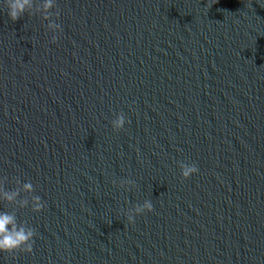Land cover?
<instances>
[{"label": "water", "instance_id": "water-1", "mask_svg": "<svg viewBox=\"0 0 264 264\" xmlns=\"http://www.w3.org/2000/svg\"><path fill=\"white\" fill-rule=\"evenodd\" d=\"M40 2L0 10V189L45 204L0 200V264H264V0H56L55 43Z\"/></svg>", "mask_w": 264, "mask_h": 264}, {"label": "clouds", "instance_id": "clouds-1", "mask_svg": "<svg viewBox=\"0 0 264 264\" xmlns=\"http://www.w3.org/2000/svg\"><path fill=\"white\" fill-rule=\"evenodd\" d=\"M56 6V0H41L39 8L42 18L48 21L46 28L53 32L51 37V42L55 43L57 36L56 32L61 30V25L59 23L53 22L50 17L53 15H59V13H52L49 10ZM211 6V5H210ZM209 6V7H210ZM6 9L7 15L10 20L16 21L24 13L32 14L34 9V0H0V10ZM127 119L123 113H117L115 118L111 121V126L113 130H121ZM180 175L182 178H188L191 174L197 173L198 168L195 164H185L180 163ZM113 183H117L114 181ZM119 186L126 190L129 186L134 187L135 182L130 179H122L119 182ZM22 190L27 193L33 191V185L30 182H24L22 184ZM20 191H4L0 189V200L12 202L15 201L20 208L31 205V210L33 212H40L45 204L41 200L40 196L33 195L30 200L28 198H22L17 200ZM153 205L151 201L145 199L143 203L138 205H133L131 209H128L125 213L127 222L129 224L134 222V216L145 211H152ZM110 224L111 221H108ZM36 235L35 229L28 226L25 222L18 223L17 217L14 213L0 211V253L4 252H14L15 250H20L22 252L31 253L33 245V237Z\"/></svg>", "mask_w": 264, "mask_h": 264}]
</instances>
